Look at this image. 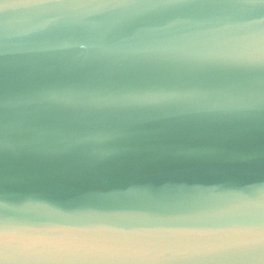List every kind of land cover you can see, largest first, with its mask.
Listing matches in <instances>:
<instances>
[{"label":"clouds","instance_id":"clouds-1","mask_svg":"<svg viewBox=\"0 0 264 264\" xmlns=\"http://www.w3.org/2000/svg\"><path fill=\"white\" fill-rule=\"evenodd\" d=\"M187 121L227 122L264 156V0H0V157L101 167ZM33 207L0 199V264H264V173L183 213Z\"/></svg>","mask_w":264,"mask_h":264},{"label":"water","instance_id":"water-1","mask_svg":"<svg viewBox=\"0 0 264 264\" xmlns=\"http://www.w3.org/2000/svg\"><path fill=\"white\" fill-rule=\"evenodd\" d=\"M248 143L224 121L159 122L141 130L132 151L101 167L74 153L5 152L0 199L10 207L30 199L34 212L52 219L183 213L245 175L264 173V156L247 159Z\"/></svg>","mask_w":264,"mask_h":264}]
</instances>
